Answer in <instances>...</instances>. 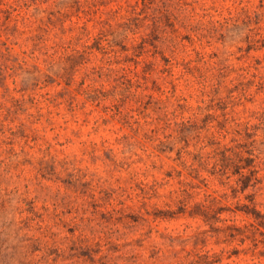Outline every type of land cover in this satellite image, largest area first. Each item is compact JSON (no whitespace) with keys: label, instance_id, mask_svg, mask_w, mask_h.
Instances as JSON below:
<instances>
[{"label":"rangeland","instance_id":"374dc122","mask_svg":"<svg viewBox=\"0 0 264 264\" xmlns=\"http://www.w3.org/2000/svg\"><path fill=\"white\" fill-rule=\"evenodd\" d=\"M0 264H264V0H0Z\"/></svg>","mask_w":264,"mask_h":264}]
</instances>
